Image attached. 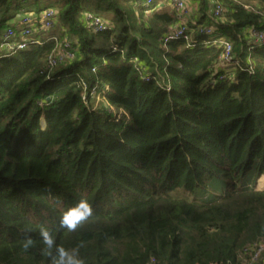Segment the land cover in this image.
<instances>
[{
	"label": "trees",
	"instance_id": "16d2710c",
	"mask_svg": "<svg viewBox=\"0 0 264 264\" xmlns=\"http://www.w3.org/2000/svg\"><path fill=\"white\" fill-rule=\"evenodd\" d=\"M40 1L55 29L0 48V264H56L57 249L83 264L235 263L264 241V46L245 35L264 31V0H192L240 62L218 74L203 35L163 46L176 18L162 0H0V46ZM83 11H104L107 29ZM63 38L74 57L49 68ZM81 200L85 218L68 211Z\"/></svg>",
	"mask_w": 264,
	"mask_h": 264
},
{
	"label": "built area",
	"instance_id": "2783aa9c",
	"mask_svg": "<svg viewBox=\"0 0 264 264\" xmlns=\"http://www.w3.org/2000/svg\"><path fill=\"white\" fill-rule=\"evenodd\" d=\"M153 0H146L145 6H151ZM166 4L172 10L176 22L173 27L163 36V46L169 42L176 40H184L187 45H195V34L199 33L206 39L202 41V45L208 48L218 49L220 55L217 59V63L214 66V74H218L222 71L224 73L233 72L236 69L242 70L239 60L233 55L231 44L224 38L217 36L214 28L205 27L204 25L195 22L194 19L190 20V11L188 8V0H167ZM223 13V7L219 3L214 4L212 17L219 18ZM264 18V12H257ZM18 16L17 25L7 28L3 33V42L0 46L1 50L13 54L17 51L24 50L28 45L41 44L40 38L53 31L57 24V14L53 8L43 9L40 14H34L29 16ZM84 22L91 26L94 32H101L107 29V23L103 21L102 17L98 14H92L87 12L82 14ZM190 24V25H189ZM251 38L255 46H264V31L256 32L253 29L250 30ZM55 48L51 55L48 57L47 64L49 68H53L56 65L62 64L65 61H71L74 55L70 52L71 47L69 41L66 38L62 39V42L54 40ZM116 51V49H113ZM122 53V52H121ZM137 63V60L134 59ZM247 71L249 74H253L250 57L246 60ZM229 68V69H226ZM219 79H222L224 74ZM226 76V75H225ZM231 77V74L229 75ZM142 80L148 82L151 77L147 74L142 75ZM90 97H96L103 100L105 93L99 96L95 92L90 93ZM83 101L86 104L87 96H83ZM108 106V105H107ZM108 111L114 113V110L108 106ZM115 114V113H114ZM264 252V241H259L253 246L244 248L236 256L235 263L230 260L221 264H257L260 254ZM149 264H157L154 259H150Z\"/></svg>",
	"mask_w": 264,
	"mask_h": 264
},
{
	"label": "clouds",
	"instance_id": "9594fccd",
	"mask_svg": "<svg viewBox=\"0 0 264 264\" xmlns=\"http://www.w3.org/2000/svg\"><path fill=\"white\" fill-rule=\"evenodd\" d=\"M76 211L80 214L81 218H85L87 215L91 213V206L87 203V201L81 200L78 202L74 208L68 210ZM67 215V213H65ZM63 223V220H62ZM74 227V225H72ZM44 231V230H42ZM48 241H46L47 243ZM32 241L29 237H25L23 246L27 249L31 245ZM56 264H83V262L77 258V254L75 250H65V249H57L55 254Z\"/></svg>",
	"mask_w": 264,
	"mask_h": 264
},
{
	"label": "rangeland",
	"instance_id": "374dc122",
	"mask_svg": "<svg viewBox=\"0 0 264 264\" xmlns=\"http://www.w3.org/2000/svg\"><path fill=\"white\" fill-rule=\"evenodd\" d=\"M162 2L165 4L166 2H167V0H162ZM40 3H42L41 5H42V7L44 8V9H47V8H52V7H50L51 6V3L50 2H45L44 3V1H40ZM158 3V2H157ZM159 4H160V2H159ZM158 5V4H157ZM156 6V5H155ZM188 8H189V11H190V20H192L193 18H194V16L192 15V14H194V15H196V16H199L198 15V12H197V6H196V4H195V2H193L192 0H188ZM167 9L169 10L170 9V7H168L167 6ZM170 11V10H169ZM192 11V12H191ZM20 12V11H19ZM87 12H89V11H83V13L82 14H85V13H87ZM35 13L33 12V11H27V12H23L22 13V15H21V17H23V16H29V15H34ZM98 15L100 16V17H102L103 19H104V17H109L108 16V14H106L104 11H101L100 13H98ZM136 17H138V19H140V20H143L144 19V17H141V14L140 13H138L137 14V16ZM199 18V17H198ZM17 21H18V16L16 17V19H15V21H14V26H16L17 25ZM200 24H202V23H200ZM190 25V24H189ZM203 25V24H202ZM250 30L251 29H248V30H246L245 32V35L246 36H248V33H249V38H251V34H250ZM252 44L254 45V43H253V41H252ZM226 69H229V68H226ZM102 105V103H100V107H102L101 106ZM257 189H264V176H262L259 180H258V182H257Z\"/></svg>",
	"mask_w": 264,
	"mask_h": 264
},
{
	"label": "crops",
	"instance_id": "0c3cea01",
	"mask_svg": "<svg viewBox=\"0 0 264 264\" xmlns=\"http://www.w3.org/2000/svg\"><path fill=\"white\" fill-rule=\"evenodd\" d=\"M160 6H162V4H159ZM192 12V11H191ZM193 16H194V20H195V22H197V23H200V20H199V18H198V16H196V15H194V14H192Z\"/></svg>",
	"mask_w": 264,
	"mask_h": 264
}]
</instances>
